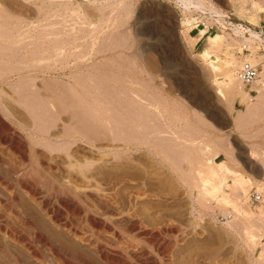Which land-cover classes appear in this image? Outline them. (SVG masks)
<instances>
[{
    "label": "rangeland",
    "instance_id": "rangeland-1",
    "mask_svg": "<svg viewBox=\"0 0 264 264\" xmlns=\"http://www.w3.org/2000/svg\"><path fill=\"white\" fill-rule=\"evenodd\" d=\"M253 2L259 3L258 5L263 6V9H255ZM212 3L218 12L228 16L235 24H242L244 27L259 31V29H254L251 26H258L259 21L264 20V0H212ZM188 16L180 8H177L173 0H0V67L4 65L6 72L9 70V73L4 71V67H1L0 70L1 72L3 69V76L0 78V90H3L4 94H14V89L16 91V87L21 86L23 81L28 82L23 83V87L25 85L31 87L34 84L35 87L32 85L30 88L32 92H35L39 86L37 91L39 89L44 94L45 88H49L47 81L49 78L45 72H42L44 75L37 74L39 77L34 80L35 83L31 80L27 81L25 78H21L22 82L21 79L17 81L18 78H15L16 70L25 71L27 67L29 68L27 65L32 64L31 67L40 64L43 66L44 63L45 65L52 63L51 61L54 59L58 60L59 63L65 59L79 63L80 61L84 62V59L85 61L89 59L88 63L94 65H90L91 69L95 71L92 72L91 70L90 79L94 76L93 80L96 86L91 88H95V91L104 72L102 80L104 85L100 88L104 89H101L102 93L107 96V100L104 98V101H106V110L109 112L105 114L107 115V117L105 116V128L107 130L104 128V134L109 137L106 138L111 140V137H114V144L119 146H124L130 141L140 144L150 143L156 147V151L163 152L162 154L168 157L167 160L170 162V165L167 164L166 167L159 164H147L142 162L143 160L140 161L142 164L139 160L131 164L116 154L118 150L109 151L106 148L102 153L96 148L95 150L90 148V155L93 158H107V160L103 158L104 162L100 164L101 166L93 163L89 166L90 172L94 174L102 172L100 174L105 177L103 183L105 182L106 186L103 185L107 188L104 192L106 193L105 200L102 198L103 203H99V201L88 196L83 201L76 200L73 201L74 203L65 206L56 190L51 189L54 192L48 191L49 194L46 190L40 189V194L43 195H39V197L41 196L40 199L49 195L45 196L48 200L44 197L46 200L42 202L43 206L47 202L46 210L51 208L50 211H54L51 200H53V194L56 195V206L57 209L60 206L58 211L59 214L62 213L59 221L69 224L71 228L74 227L76 232L85 234L92 243L97 241L96 244L102 245V249L109 258V261H107L108 259L104 260L98 252L91 249V246L88 247L87 244L81 243L83 248L78 244L72 246L71 249L75 247L74 252L71 251L72 254L64 256L71 264H78L80 259H83L85 264H144L147 261L156 264H264V221L258 218V211H264V173L260 170V166H264V110H262L264 107V82L260 89V92L263 93H261L263 98L259 100L262 105L260 115L254 121H252L253 118H250L252 120L248 122L246 121L248 116L245 117L246 112L244 111L247 102L242 101L240 97L239 99L229 95L230 93L223 81L225 74L234 76L239 83V86L235 85L237 91L249 93L251 103L258 102L255 91L251 89V84L244 87L237 78V71L244 62H248L252 66H258L259 73L262 68L260 62L264 61V48L255 46L250 49H243L239 44L240 42L236 41L237 39L232 41L228 38L225 42L220 43L222 45L214 48L215 50L210 49L208 52H204L208 47L205 41L206 37L222 36L225 31L218 23L201 21V17L195 14H191L189 17L196 18L197 21H191L192 24H187L186 18ZM195 22L206 26L217 24L219 29L210 30L204 36L199 37L198 31L203 30V28L199 27L194 30ZM65 43L72 47L69 46L68 49ZM52 44H54L53 47H51ZM55 47L58 50L60 47L63 49L67 47L65 50L69 52L65 51V55L64 50L60 48L59 52L61 53H58L57 50L55 54ZM73 48L75 51L78 50V55L74 50L71 51ZM31 50H35L34 53ZM47 50H49V54ZM44 51L46 52L44 53ZM40 52L41 54H38ZM82 52L83 55H81ZM51 53L59 57L56 59ZM74 55L83 58L77 57L80 59L77 61L78 59ZM30 56L35 58L29 59ZM85 56H88V59ZM41 58L42 64L38 61ZM32 60L36 64L35 62L32 63ZM24 63H27L26 66ZM95 66H100L99 70ZM8 67L10 69L7 70ZM14 70L15 73H12ZM99 72L102 73L101 77H99ZM0 74L2 75V73ZM55 74L52 76L61 75L62 72L58 70ZM7 75H10V80L7 79ZM97 77L100 79L98 80ZM42 82L46 85L45 88H43ZM105 85L106 87H103ZM40 88H43V91ZM94 90L92 92H95ZM46 103L44 104L46 105ZM38 104L45 106L43 99ZM40 105L38 106L40 107ZM42 106L40 107L42 111L38 108L40 112L37 108L33 110L34 112L30 109L33 115L31 112L30 114L26 113H29L28 109L24 111L22 107L18 108H21L28 117L31 116L32 118L33 116L34 118L39 115L49 122V119L46 118H49L50 115L44 116L50 113V105L47 109ZM1 113L0 120L16 135V140L13 147L11 146L12 148L6 146L7 144L5 145L4 142H0V177L11 179L8 168L12 166L14 168V165L15 169L19 170L27 167V165L31 167L33 164L36 166L34 168L38 170L36 173H38L37 178H41L38 180L40 182L45 180L43 177L49 172V169L46 171L47 173L45 172V167L54 166L61 168L60 170L63 169L64 166H61L64 160L59 157L64 156V152L68 151H65L67 142L64 146H62L63 141H46L45 143V140H38V142L28 135L29 132H33L32 129L35 130L40 127H34L33 123L29 126L31 118H29V124L20 121L22 124L14 125L7 116L5 117ZM108 115H111L112 119ZM241 116H243L246 124L241 125L244 121H241L243 119L240 118L241 126H239L240 121L237 119ZM24 124L27 125V128ZM20 125H24L23 128ZM47 126L44 125V127ZM29 127L31 131H29ZM90 130L91 139L98 137V135L92 136L95 133L93 130L96 131L94 127H91ZM116 131L119 136L116 135ZM30 139H33L32 142ZM21 140L23 143L25 142L24 146L27 148L20 145L22 144ZM33 143V148L37 151L27 153L29 152L28 147L32 146ZM27 144L29 145L27 146ZM58 146H62L59 148L60 150ZM55 147L60 152L56 151ZM67 147L70 148L69 144ZM24 149L26 150L24 151ZM126 149H121V152L124 151L122 155H137L132 148H128L127 151ZM42 153H50L51 157L55 155L56 159L53 157L52 161L48 160ZM249 154L252 155L253 160L249 158ZM169 155L173 158H170ZM181 156L185 159L184 162ZM179 159L180 162L182 161V165L179 163L180 169L178 170L176 166L178 163L175 164L174 161H179ZM38 160L43 164H38ZM60 161L61 164L58 163ZM208 161L212 162L215 171H218L219 174V177L214 178L212 183L218 185L220 179H224L225 185L222 190L225 196L233 202L243 205L255 216L257 215L256 219L255 217L252 219L253 223L251 220L242 223L231 220L233 224L238 225L232 224L231 227L233 226L234 229L229 226V230L224 219L227 213L232 212V210L213 198H205L201 195L200 175H208ZM56 162L57 164H55ZM172 164L175 166L173 167ZM220 165L240 173L249 180L248 183L241 188L234 182L232 175L218 170L217 167ZM5 167H8L7 171ZM182 167L184 169H181ZM174 169H177L179 173ZM39 171L41 175L45 176L42 175V177ZM114 176L123 181L114 180ZM179 176H182L181 181H179ZM110 178L113 180L111 181ZM52 184L54 187L56 182H52ZM16 189L19 201L17 206L13 207L14 212L27 218L30 222L33 221L32 223L47 237H52L55 234L61 236L62 239L64 236L66 238L65 230L62 231L57 228L58 232L50 223L48 216H44L45 206L41 209L35 203L27 200L28 198L23 192L19 191L18 188ZM1 190L2 188H0L2 194L3 191ZM44 191L46 192L45 195ZM240 193H245V195ZM251 194H258L261 198L263 197V200L261 199L263 203L261 200L259 203H252L249 199ZM127 204L131 206V211L135 217L131 218L122 213L116 222V218L107 215L106 209L104 211L101 209L102 206L111 205L121 211ZM65 210L70 211V214ZM93 210L97 213L94 214ZM88 212L94 216L95 221L85 220L84 214ZM104 212L105 216H102ZM9 213L7 208L0 207V228L3 227L1 229L5 230L6 224H10L14 228H18L25 237L28 234L26 239H31L32 235L29 234L31 230L25 229ZM97 214L101 215L97 216ZM6 221L9 223H5ZM247 227L248 230H246ZM247 232L252 233L251 235L254 237L256 236L255 243L249 239ZM0 234V264H10V254L21 255L24 258L23 261L26 260L25 264H35L22 245L6 239L1 232ZM164 245L169 250L162 256L158 250L161 246L165 248ZM45 256H47V262L56 264L55 261L52 262L53 260L47 252ZM142 261L145 262L142 263Z\"/></svg>",
    "mask_w": 264,
    "mask_h": 264
},
{
    "label": "bare ground",
    "instance_id": "bare-ground-1",
    "mask_svg": "<svg viewBox=\"0 0 264 264\" xmlns=\"http://www.w3.org/2000/svg\"><path fill=\"white\" fill-rule=\"evenodd\" d=\"M177 6V8H180L181 11H183L184 14L186 15H189L191 16V14H195V15H199V17H201V21L204 20L205 21H210V22H216L218 23L223 31V35L222 36H208L206 37V42H207V48L204 50V52H208V50L210 49H214V48H217L219 45H222L220 43L222 42H225L228 38L230 40H234L237 39L236 41H238L239 44H241L242 48L243 49H250V48H253L255 46H259V47H263L264 48V33L262 31H255L253 29H251L250 27H244L242 26V24H235L233 21H231V19L218 12L216 10V8L214 7L213 3H212V0H173ZM259 3L256 4V2H253V6L256 8H259L260 10L263 9L260 5H258ZM264 5V4H263ZM259 10V11H260ZM264 11V10H263ZM187 17L186 18V23L187 24H190L191 21H197L196 18H190V17ZM200 21V20H199ZM193 23V22H192ZM191 23V24H192ZM196 24V22L194 23ZM192 27V26H191ZM195 30V28H194ZM197 32V31H196ZM205 33V30H200V32L198 33L199 34V37H201L203 34ZM54 44H52L51 47H53ZM59 45V44H58ZM56 45V46H58ZM66 45V43H65ZM76 45V44H75ZM60 46V45H59ZM64 46V45H63ZM67 46V45H66ZM71 46V45H69ZM69 46L68 49H69ZM77 46V45H76ZM65 47V46H64ZM66 47V48H67ZM72 47V46H71ZM43 48V47H42ZM47 48H49V46L47 45ZM61 49H63L62 47H60ZM59 48V50H60ZM65 48V49H66ZM79 48V47H77ZM76 48V50H77ZM33 49V48H32ZM40 49V48H39ZM56 50H54L55 54L57 53V47H55ZM64 50V54H65V51L67 52L68 50ZM83 49H85L83 47ZM36 50V48H35ZM33 50V51H35ZM53 50V48H52ZM58 50V53H61L59 52ZM75 53H77L76 55H78V50L75 51V49L73 48L71 51H73ZM81 50V49H80ZM79 50V51H80ZM215 50V49H214ZM32 51V50H31ZM32 51V52H33ZM38 51V50H37ZM36 51V53H37ZM48 51V54H49V50ZM62 51V50H61ZM71 51H70V55H71ZM82 51V50H81ZM85 51V50H84ZM43 52V51H42ZM46 51H44L45 53ZM51 52V51H50ZM69 52V51H68ZM67 52V53H68ZM86 52V51H85ZM88 52V51H87ZM31 53V52H29ZM34 53V52H33ZM32 53V54H33ZM74 53V54H75ZM89 53V52H88ZM38 54H41L38 53ZM43 54V53H42ZM52 54V53H51ZM62 54V55H64ZM84 53L82 52L81 55H83ZM46 55V54H45ZM53 56L56 57V55H54V53L52 54ZM61 55V56H62ZM66 55V54H65ZM64 55V56H65ZM86 55V54H85ZM88 55V54H87ZM32 56V55H31ZM31 56L29 57V59L31 58ZM37 56V55H36ZM40 56V55H39ZM51 56V55H50ZM69 56V55H68ZM67 56V58H68ZM75 56V55H74ZM45 57V56H44ZM49 57V56H47ZM54 57V58H55ZM59 56L56 57V59L58 58ZM66 57V56H65ZM76 59H78L79 57L81 58L82 56H75ZM78 57V58H77ZM86 58L88 56H85ZM32 58H35L34 56ZM31 58V59H32ZM38 58V57H37ZM53 58V57H52ZM51 58V60H53ZM62 57H60L61 59ZM73 58V57H72ZM83 58V57H82ZM263 58V57H262ZM25 59V58H24ZM50 59V57H49ZM63 59V58H62ZM65 59V58H64ZM88 59V58H87ZM86 59V60H87ZM28 60V59H27ZM26 60V61H27ZM35 60V59H34ZM41 60L42 58L38 61H40L41 63ZM50 60V61H51ZM71 59H65L64 61L60 62L58 60H53L51 61L52 63L50 64H46L44 63L43 66H40L39 65H33L30 67V65H27L29 66V68L27 67V70L23 71L22 72H19L20 70H16V76L15 78H18V80H20L21 78H25L27 79V81L31 80L35 83V79H38V75L42 72H45L47 73V78L48 80V86L49 88H45L46 85H44V83L42 82V85L43 88H45L44 90V94L41 93V91H37V87L36 88V91L35 92H32V89H30L34 84L31 85V87H28L24 84L28 83L26 81H23L22 82V79H21V86H17L16 88V91L14 89V94H7V93H3V90L1 91L0 90V112H2L1 114H4L5 117L7 116L9 118V120H11L12 123L15 124H22L20 123V121H23L24 123L26 122L27 124H29V118L28 115L24 114V112L21 110V108H18V107H22L24 111H27V109L29 110V113L26 112L27 114H30V109H32V111L37 108L38 104L42 99H43V104L44 103H48L50 105V108L48 107L49 105L46 103V106H42V104L40 105V107H44L45 109L49 108V112L50 113H47L44 117H48L50 115L49 118H46V119H49L47 122V120H45L44 118L36 116L33 118L32 116V120L33 122L30 121V125L31 126V123H33V125H35L34 127H38L40 126L39 128L37 129H32L33 132H27L29 137L33 138L34 140H45V143L46 141H63V145L67 142L70 146V148L67 147V143H66V148H65V151H67L66 153L64 152V156L62 157H59V158H62L64 160V162L62 163L63 165L61 167H63L62 170H60L61 168L59 167H54V166H49V168L45 167L46 170L45 172L48 170L49 172L47 173V175H43L45 177H43L41 174H40V171H39V174L45 178V180L43 179L41 182L38 181L40 180L41 178L39 177V179L37 178L38 176V173H36L38 170L34 167L36 166H28L25 167V168H22V169H15V165H14V168L12 167H7L8 168V174H11V176H9L11 179H7L6 177H0V188H2L1 191L2 194L0 195V207H4V208H7L9 210V214H12L14 216V218L25 228V229H29L31 230V239H26V237L28 236V234L26 235V237L23 235V233L20 232V230H18V228H14L13 226H11L10 224H6V227L5 230H2L1 227L0 228V232L2 233L3 236L6 237V239L8 238V240L10 241H13V242H16L20 245H22V247L27 251V254L30 256V259L35 263V264H50L49 262H47L48 260H46L47 256H45L46 252L47 254L51 257V259L53 260L52 262H56V264H71V262H69L64 256L67 254H70L71 251L74 252V249L75 247H73L74 249H71L72 246H75V245H79L81 246V243H85L89 246H91V249H94L96 252H98L101 257L104 259V260H107L109 261V258H108V255L106 254V252L102 249V245H98L96 243H92L90 239H88L89 237H87L85 234L83 233H79V232H76L74 230V227L71 228V226H69V224H66L64 222H60L59 220V217H60V213L59 214V207L57 209V206H56V195L54 196L53 194V201L51 203V205L53 204L52 208H54V211H50L49 210H46L47 207V202L45 206V209H44V216H48L49 218V221L50 223L53 225V227H55L56 229H61L62 231L65 230V233H67L66 235V238L64 236V239L61 238V236H57V235H53L52 237L49 236L47 237L46 234H42L40 231H39V228H37L32 222H30L27 218H24V217H21L20 215H18L16 212H14V208L15 206H17L18 204V196H17V192H16V188L19 189V191L23 192L25 194V196L28 198L27 200H30V202L32 203H35V205H37L38 207H40L41 209L44 207L42 205V202L45 201L47 198V196L49 195H45L46 192L48 191H52V190H56L57 193L61 196L60 200L62 201L63 204H70L72 203L73 201L75 202L76 200H82L85 198V197H88L90 196L91 198H93L94 200H97L99 201V203H103L106 198L104 192H106V189L107 187L105 182L103 183V180L105 177H103L102 172H100L99 174H94L92 172H90L91 170H89V166L90 164H97L99 166H101L100 164H102V162H104V159L107 160V158H104V157H101V158H93L91 155H90V148H95L99 151V152H102L104 153V150H109V151H117V155L127 161V162H130L131 164L132 163H135L139 160V162L141 160H143L142 162L144 163H147V164H159L161 165L162 167H166L167 164H169L170 162L167 160L168 157H166L165 155H163L162 153H160V151H156V147L154 145H151L150 143H145V144H140V143H135V142H129V143H125L124 146H119V145H115L114 143V137H111L112 139L111 140H108V135L107 134H104V128L106 126V120H105V116L107 117L106 112H108L105 107V103L106 101H104L105 99L107 100V96L104 94L103 95V91L101 89L103 88H100L102 85H104L103 83V77H104V72H103V77L101 78L102 80H99L100 78L97 77V79L103 83L101 84L100 82L97 83V87H96V91L91 88V87H94L95 85V82L93 80L94 76L91 77L90 79V75L91 74V70L92 72H95L94 69H91V66L90 65H93L92 64H89L88 60L85 61L84 59V62H81L80 59H78L77 61H80L79 62H72L70 61ZM73 60V59H72ZM82 60V59H81ZM91 60V59H90ZM30 61V60H29ZM28 61V63H29ZM33 61V60H32ZM31 61V62H32ZM37 61V60H36ZM46 61V60H44ZM58 61V62H57ZM4 62V61H3ZM21 62V61H20ZM25 62V61H24ZM30 62V63H31ZM35 61H33L32 63H34ZM43 62V61H42ZM59 63V64H58ZM91 63V62H90ZM103 63V62H101ZM21 64V63H20ZM27 64V63H24V65ZM36 64V62H35ZM38 64V62H37ZM42 64V63H41ZM105 64V63H104ZM101 65V64H100ZM260 65H261V71L257 74V77L256 79L251 83V89L253 91H255L256 93V96H257V100L258 102H254V103H251V98H250V95L249 93L247 92H243V91H237L238 89L235 87V85L239 86V83L238 81H236L237 79H235L234 76H231V75H228V74H225L223 75V78H224V82H225V85L227 87V91L230 93L229 95H232L233 97H237V98H241L242 101H246L247 102V105H245L246 107V110H244L245 112V117H247V120L245 118L246 121H250L252 119L250 118H253L252 121H254L257 117H259L260 115V111L262 109V105L261 103H259V100L262 99L263 97V93L260 92V89L261 87L263 86V82H264V61L262 60L260 62ZM5 66H7V64H5ZM22 66V65H21ZM19 66V67H21ZM26 66V65H25ZM23 66V67H25ZM94 66V65H93ZM92 66V67H93ZM1 67H4L1 66ZM1 67H0V70H1ZM97 67V66H95ZM94 67V68H95ZM100 66L97 67V70H99ZM16 68V67H15ZM14 68V69H15ZM102 68V66H101ZM100 68V69H101ZM105 68V67H104ZM10 69L9 67L7 68V70ZM23 69V68H22ZM96 69V68H95ZM60 70L62 72L61 75L57 74V76H55L56 72ZM96 70V71H97ZM103 70V69H102ZM215 70V69H214ZM3 71V69H2ZM0 72L2 73V75L0 74V78L3 76V72ZM4 71L6 72V69L4 67ZM101 71V70H100ZM4 72V74H5ZM6 73H9V70L8 72ZM12 73H15V70L14 72ZM39 73V74H38ZM98 73V72H97ZM96 73V74H97ZM38 74V75H37ZM52 74H55L52 76ZM44 75V74H42ZM99 77L102 76V73L99 72ZM8 76V75H7ZM56 78H55V77ZM5 77V75H4ZM42 77V76H41ZM10 78V75L7 77V79ZM14 78V77H13ZM53 80H51V79ZM96 78V77H95ZM238 78V77H237ZM3 79V78H2ZM6 79V78H5ZM55 79V80H54ZM10 80V79H9ZM50 80V81H49ZM2 81V80H1ZM8 81V80H7ZM30 81V82H31ZM38 81V80H37ZM97 81V80H96ZM3 82H4V79H3ZM10 82V81H9ZM26 82V83H25ZM29 82V83H30ZM32 82V83H33ZM92 82V83H90ZM24 83V84H23ZM41 83V82H40ZM223 84V82H221ZM1 84V83H0ZM19 84V83H18ZM92 84V85H91ZM101 84V85H99ZM7 85V84H5ZM23 85V86H22ZM29 85V84H28ZM36 85V84H35ZM9 86V85H8ZM47 86V87H48ZM96 86V85H95ZM3 87V86H2ZM103 87H106L103 86ZM42 88V89H43ZM4 89V88H3ZM40 88V90H42ZM94 90L95 92H92V90ZM31 90V91H30ZM104 90V89H103ZM43 91V90H42ZM6 92H7V89H6ZM262 93V94H261ZM105 96V97H103ZM43 97V98H42ZM105 98V99H104ZM236 98V99H237ZM239 98V99H240ZM45 99V100H44ZM110 104V103H109ZM261 107H260V105ZM108 105V104H107ZM113 105V104H112ZM116 105V104H115ZM27 106V107H26ZM117 106V105H116ZM243 106V105H242ZM29 107V108H28ZM32 107V108H30ZM38 106V108L41 110ZM37 108V110H38ZM116 108V107H114ZM243 108V107H242ZM43 109V108H42ZM36 110V109H35ZM40 110H38L40 112ZM44 110V109H43ZM108 110H111V109H108ZM264 110V107L263 109ZM37 111V112H38ZM42 111V110H41ZM45 111V110H44ZM48 111V110H47ZM118 111V109H117ZM243 111V110H242ZM34 112V111H33ZM38 112V113H39ZM36 113V112H35ZM109 113V112H108ZM112 113V112H111ZM110 113V114H111ZM263 113V112H262ZM31 114L33 115V113L31 112ZM37 114V113H36ZM40 114V113H39ZM49 114V115H48ZM113 114H116V113H113ZM248 114V115H247ZM35 115V114H34ZM42 115V114H41ZM262 115V114H261ZM109 116V115H108ZM115 116V115H114ZM111 118V115L109 116ZM255 117V118H254ZM118 118V117H117ZM242 118L243 119V116L239 117L237 120L240 121ZM263 118V116H262ZM44 121H43V120ZM51 119V120H50ZM112 119V118H111ZM235 119V121H237ZM240 119V120H239ZM249 119V120H248ZM259 119V118H258ZM117 120V119H116ZM261 120V119H260ZM115 121V120H114ZM237 121V122H238ZM241 121H244L241 120ZM241 121L238 123L239 126H241L242 124H246L244 121L243 123H241ZM262 121V120H261ZM51 122V123H50ZM110 122V121H109ZM108 122V123H109ZM113 122V121H111ZM247 122V123H248ZM47 123V124H46ZM241 123V125H240ZM25 127L27 126L26 124H24ZM24 125H20L22 126L21 128H23ZM44 125H48L47 127H44ZM110 125V123H109ZM50 126V127H49ZM238 126V125H237ZM19 127V126H18ZM91 127H94L96 129L93 130L95 133L94 135L92 134V136H97L96 138L94 139H91V137L89 136V134L91 135V133H89L91 130ZM108 127V126H107ZM116 127V126H115ZM114 127V128H115ZM27 128V127H26ZM25 128V129H26ZM30 128V127H29ZM106 129V128H105ZM23 130V129H22ZM28 130V129H27ZM90 130V131H89ZM107 130V129H106ZM109 130V129H108ZM111 130V129H110ZM117 130V129H115ZM114 130V131H115ZM31 131V128L30 130ZM113 131V129H112ZM108 132V131H107ZM26 133V134H27ZM93 133V132H92ZM107 135V136H105ZM115 135V134H114ZM116 135L117 134V131H116ZM119 136V135H118ZM117 136V137H118ZM16 135L13 134L11 132V130L0 120V142L3 143L8 146V147H13V143H15V140H16ZM18 137V136H17ZM108 137V138H106ZM116 137V136H115ZM20 139V138H19ZM33 139H30L31 142ZM23 140V139H22ZM21 140V142H22ZM29 140V141H30ZM117 141L120 142V140L116 139ZM18 141V140H17ZM37 141H36V144H37ZM127 141V140H126ZM19 142V143H21ZM34 142V141H33ZM39 142V141H38ZM124 142V141H123ZM158 142V141H157ZM161 142V141H160ZM30 143V142H29ZM54 143V142H53ZM181 143V142H180ZM25 142L22 144H20L21 146L23 145L24 146ZM48 144V143H47ZM59 144V143H57ZM153 144V143H152ZM159 144V142H158ZM178 144V143H177ZM4 145V146H5ZM19 145V144H18ZM29 144H27L28 146ZM33 145L34 143L32 144V146L30 145L28 147V150L29 152L27 153H30L33 151H37L36 149L34 150L33 148ZM53 145V144H52ZM51 145V146H52ZM55 145V143H54ZM53 145V147H54ZM161 145V144H160ZM159 145V147H160ZM171 145V144H170ZM181 145V144H180ZM3 146V145H2ZM17 146V144H16ZM19 146V147H21ZM49 146V144H48ZM56 146V145H55ZM62 146H58V149L61 148ZM73 149H72V147ZM157 146V145H156ZM167 146V144H166ZM11 147V148H12ZM26 147V146H24ZM35 147V146H34ZM3 148V147H2ZM5 148V147H4ZM10 148V150H11ZM22 148V147H21ZM20 148V149H21ZM27 148V147H26ZM122 148H132V150L135 151L136 154H128L127 156L125 155H122V153L124 152H121V149ZM162 148V146H161ZM160 148V149H161ZM173 148V147H171ZM194 149V147H192ZM6 149V148H5ZM126 149V151H127ZM167 149V147H166ZM165 149V150H166ZM170 149V148H169ZM179 149V148H178ZM181 149V148H180ZM209 149V148H208ZM7 150V149H6ZM14 150V148H13ZM22 150V149H21ZM26 149H24L25 151ZM27 150V151H28ZM55 150H56V147H55ZM60 150V149H59ZM64 150V148H63ZM129 150V149H128ZM131 150V149H130ZM172 150V149H171ZM174 150V149H173ZM22 151V152H24ZM58 151V150H56ZM167 151V150H166ZM182 151V150H181ZM18 152V151H17ZM16 152V153H17ZM38 152H41V151H38ZM43 152V151H42ZM51 152V151H50ZM60 152V151H58ZM93 152V151H92ZM177 152V151H176ZM179 152V151H178ZM177 152V153H178ZM20 153V152H18ZM37 153V152H36ZM100 153V154H102ZM128 153V152H127ZM131 153V151H130ZM134 153V152H132ZM169 153V152H168ZM175 153V154H177ZM181 153V152H179ZM183 153V152H182ZM13 154V153H12ZM35 154V152H34ZM44 154V156L46 158H48V160H53L51 157L52 155H50V153L48 154H45V153H42ZM63 154V153H62ZM107 154V153H106ZM166 154V153H165ZM20 155V154H19ZM22 155V154H21ZM36 155V154H35ZM78 155V156H77ZM182 155V154H181ZM250 155V159L253 160V157H251L252 155ZM10 156V155H9ZM32 156V155H31ZM41 156V155H40ZM94 156V155H93ZM168 156V155H167ZM170 156V155H169ZM178 156H180L178 154ZM184 157V155H182ZM181 156V158L183 159V157ZM16 157V156H15ZM26 157V156H25ZM57 157V156H56ZM172 156H170L171 158ZM177 157V156H176ZM31 158V157H30ZM44 158V157H43ZM55 158V157H54ZM104 158V159H103ZM114 158V157H113ZM173 158V157H172ZM180 158V157H179ZM180 158V159H181ZM193 158V157H192ZM21 158H19L20 160ZM45 159V158H44ZM56 159V158H55ZM117 159V158H116ZM180 159L179 161H174L176 166L178 167L177 169L179 170L180 166L179 163L180 162ZM197 159V158H196ZM18 160V158H17ZM22 160V159H21ZM24 160V159H23ZM29 160V159H28ZM37 160V159H36ZM35 160V161H36ZM47 160V161H48ZM62 160V161H63ZM122 160V161H123ZM170 160V159H169ZM173 160V159H172ZM185 159H183V162H184ZM38 164H43L40 162V160H38ZM45 161V160H44ZM168 161V163H167ZM171 161V160H170ZM194 161V160H193ZM202 161V160H201ZM211 161V160H210ZM208 161L207 165L209 166V171H208V175L206 176H202L200 175V188H201V195L204 196L205 198H210V199H215L217 200L218 202H220L221 204H223L225 207H228L232 210V212H229L227 213V215L225 216V221L227 222V227L232 229L233 226L231 227V225L233 224V222L235 221H238V222H248L251 220L252 222V219H255L257 218L255 216V214L253 212H250L247 208L245 209L243 207V205H240L238 203H235L233 202L232 200H230L229 198H227L223 192V187L225 185V182H224V179H220V182L218 185H214L212 183V181L214 180V178L216 177H219L218 175V171L216 172L215 169H214V165L211 164L212 162ZM4 162V161H3ZM13 162V161H12ZM30 162V161H29ZM37 162V161H36ZM55 162V161H53ZM204 163L206 162L205 160L203 161ZM22 163V162H21ZM20 163V164H21ZM49 163V161H48ZM47 163V164H48ZM59 164H61V161L58 162ZM124 163V162H123ZM141 163V162H140ZM191 165H192V161L190 162ZM199 163V161H198ZM51 164V163H50ZM57 164V162L55 163ZM142 164V163H141ZM24 165H26L24 163ZM36 165V164H35ZM52 165V164H51ZM54 165V163H53ZM129 165V164H128ZM170 165V164H169ZM173 165V164H172ZM171 165V166H172ZM182 165V163H181ZM7 166V165H6ZM21 166V165H20ZM41 166V165H40ZM138 166V165H137ZM154 166V165H153ZM160 166V167H161ZM175 165H173L174 167ZM195 166V165H194ZM17 167V166H16ZM197 167V166H196ZM6 168V167H5ZM7 168H6V171H7ZM21 168V167H20ZM39 168V167H37ZM59 168V169H58ZM94 168V166H93ZM96 168V167H95ZM98 168V167H97ZM96 168V169H97ZM194 168V167H193ZM198 168V167H197ZM218 170L220 171H223L225 172L226 174H230L233 176V179H234V182L239 185L241 188L244 187L245 184L248 183L249 180H247L246 178H244L240 173H237V172H233L231 169L229 168H225V167H221L218 166L217 167ZM177 169H174L177 173H179L177 171ZM181 169H184L183 167ZM37 170V171H36ZM43 170V169H42ZM57 170V172H56ZM172 170V171H174ZM203 170V169H202ZM260 170L262 171V173H264V166L261 167L260 166ZM182 171V170H180ZM42 173V171H41ZM45 173V174H46ZM98 173V172H97ZM105 174V173H104ZM110 175V174H108ZM180 175V174H179ZM264 175V174H263ZM106 176V175H105ZM124 176V175H123ZM8 177V176H7ZM8 177V178H9ZM47 177V178H46ZM117 177V176H116ZM115 176L113 178H115L114 180H117L119 182L123 181V180H120L118 179V177L116 178ZM182 177V176H181ZM179 176V181L182 180ZM123 178V177H122ZM131 178V177H130ZM124 179V178H123ZM128 179V178H127ZM132 179V178H131ZM111 180V178H110ZM109 180V181H110ZM113 180V179H112ZM111 180V181H112ZM184 180V179H183ZM44 181V182H43ZM46 181V182H45ZM106 181V180H105ZM115 181V182H117ZM127 181V180H126ZM40 182V183H39ZM43 182V183H42ZM52 182H56V185H54L53 187V184ZM114 182V181H113ZM129 182V181H128ZM183 182V181H182ZM51 183V184H50ZM107 183V182H106ZM110 183V182H109ZM105 186H104V185ZM51 186V187H50ZM108 186V185H107ZM118 186V185H117ZM261 186V185H260ZM258 188V187H257ZM43 189V190H46V192L44 191V200L43 198L40 199L41 195L40 194V191ZM52 189V190H51ZM259 189V188H258ZM262 189V188H261ZM260 189V190H261ZM42 190V191H43ZM243 190V189H242ZM18 191V192H19ZM139 191V190H138ZM54 192V191H52ZM110 192V191H109ZM20 193V192H19ZM49 193V192H48ZM56 193V194H57ZM22 194V193H21ZM50 194V193H49ZM52 194V193H51ZM109 194V193H108ZM241 195H245V193H240ZM39 195H41L39 197ZM141 195V194H140ZM145 195V194H144ZM143 195V196H144ZM22 196V195H20ZM109 196V195H108ZM107 196V197H108ZM240 196V195H239ZM263 196V194H262ZM52 197V195H51ZM50 197V198H51ZM105 197V198H104ZM130 197V196H129ZM241 197V196H240ZM264 197V196H263ZM263 197L261 198L263 200ZM24 198V197H23ZM49 198V197H48ZM49 198V199H50ZM57 198V197H56ZM103 198V200H102ZM112 198V197H111ZM25 199V198H24ZM130 199V198H129ZM260 199V200H261ZM26 200V202H27ZM48 200V199H47ZM202 200V199H201ZM261 200V202L263 203V201ZM25 201V200H24ZM111 201V200H109ZM114 201V199H113ZM73 202V203H74ZM242 203V202H241ZM21 204V203H20ZM111 204V203H110ZM114 204V203H113ZM76 205V203H75ZM33 206V205H32ZM36 206V207H37ZM80 206V205H79ZM37 207V208H38ZM108 207V208H107ZM102 206L101 209H103V211L106 209L107 210V215H109V217L111 218H116L115 219V222L118 221L117 218H120L121 214L122 213H125L127 214V216L133 218L135 216H133V212L131 211V206L129 204H127L121 211L117 210L116 208L112 207L111 205L110 206ZM66 208V207H65ZM81 208V207H80ZM209 208V207H208ZM259 208V207H257ZM262 208V207H261ZM62 209V208H61ZM39 210V209H38ZM85 210V209H83ZM90 210V208H89ZM7 211V210H6ZM66 211V210H65ZM94 211V210H93ZM101 211V210H100ZM41 212V211H40ZM66 212H69L68 214H70V211H66ZM72 212V211H71ZM74 212V211H73ZM86 212V210L84 211ZM92 212V211H91ZM96 211H94V214H95ZM102 212V211H101ZM256 212V210H255ZM264 211L260 210L258 211V218L259 220H263L264 221ZM77 213V212H76ZM97 213V212H96ZM67 214V213H66ZM84 214V213H83ZM22 215V214H21ZM72 215V214H71ZM71 215H69L71 217ZM82 215V214H81ZM100 216L101 214H97V216ZM28 216V215H26ZM68 216V215H67ZM75 216V215H74ZM102 216H105V212ZM101 216V217H102ZM79 217V216H78ZM81 217V216H80ZM94 216H92L91 213H85L84 214V218L85 220H94L93 218ZM126 217V216H124ZM83 218V217H82ZM100 218V217H99ZM108 218V217H107ZM106 218V219H107ZM123 218V217H122ZM13 219V218H12ZM74 219V218H73ZM79 219V218H78ZM96 219V218H95ZM104 219V218H103ZM125 219V218H123ZM234 219V220H233ZM7 220V219H6ZM10 220V219H9ZM62 220V219H61ZM80 220V219H79ZM84 220V221H85ZM109 220V219H108ZM114 220V219H113ZM112 220V221H113ZM133 220V219H131ZM135 220V219H134ZM233 222H232V221ZM12 221V220H11ZM64 221V219H63ZM68 221V220H66ZM82 221V220H81ZM95 221V220H94ZM99 221V220H98ZM258 221V220H257ZM9 223V221H6L5 223ZM71 222V221H70ZM69 222V223H70ZM87 222V221H85ZM100 222V221H99ZM106 222V221H105ZM111 222V221H110ZM232 222V223H231ZM262 222V221H261ZM11 223V222H10ZM77 223V222H76ZM102 223V221H101ZM100 223V224H101ZM114 223V222H113ZM118 223V222H117ZM253 223V222H252ZM257 223V222H256ZM260 223V221H259ZM263 223V222H262ZM12 224V223H11ZM50 224V225H51ZM75 224V223H74ZM84 224V223H83ZM104 224V223H103ZM245 224V223H244ZM255 224V222H254ZM49 225V226H50ZM77 225V224H76ZM85 225V224H84ZM111 225V224H110ZM233 225H238V224H233ZM247 225V224H246ZM259 225V224H258ZM261 225V224H260ZM264 225V224H263ZM241 226V225H240ZM262 226V225H261ZM18 227V226H17ZM76 227V226H75ZM77 228V227H76ZM84 228V227H83ZM103 228V226H102ZM229 228V230H230ZM246 228V227H245ZM244 228V230H245ZM57 229V230H58ZM234 229V228H233ZM239 229V227H238ZM56 230V231H57ZM229 230H227L228 232H230ZM248 230V227L247 229ZM55 231V232H56ZM23 232V231H22ZM29 232V231H28ZM59 232V230H58ZM61 232V231H60ZM82 232V231H81ZM57 233V232H56ZM95 233V232H94ZM96 234V233H95ZM94 234V235H95ZM252 234V233H251ZM250 233L247 232V235L249 236V239L254 241L255 240V237L253 235H251ZM254 234V233H253ZM1 235V234H0ZM59 235V233H58ZM61 235V234H60ZM57 236V237H56ZM63 236V235H62ZM4 237V238H5ZM55 237V238H53ZM59 237V238H58ZM99 237V236H98ZM258 237V235H257ZM91 238V237H90ZM3 240V239H2ZM90 240V241H89ZM9 241V242H10ZM71 242V243H70ZM256 241H254L255 243ZM1 243V242H0ZM154 243V242H153ZM17 245V244H16ZM83 245V244H82ZM86 245V246H87ZM14 246V245H13ZM85 246V245H84ZM262 246V245H261ZM264 246V244H263ZM82 247V246H81ZM80 247V248H81ZM165 248H163L162 246L159 247L161 249L158 250V252H160L163 256V254L165 255V253L167 252V247L166 245H164ZM2 248V247H1ZM5 248V247H4ZM83 248V247H82ZM107 248V247H106ZM90 249V250H91ZM3 251V250H2ZM8 251V250H6ZM123 251V250H122ZM263 251H264V248H263ZM262 251V252H263ZM4 252V251H3ZM11 253V251H9ZM22 252V251H21ZM25 252V251H24ZM6 253V252H5ZM15 253V252H14ZM126 253V252H125ZM7 254V253H6ZM16 254V253H15ZM72 254V253H71ZM262 254V253H260ZM264 254V252H263ZM18 255V256H17ZM17 255H14V254H10V264H25L26 263V260L25 262L23 261L24 258L17 254ZM21 256V257H20ZM25 256V255H24ZM75 256V255H74ZM77 256V255H76ZM261 256V255H260ZM70 257V256H68ZM22 258V259H21ZM73 258V257H72ZM112 258V257H111ZM161 258V257H160ZM78 259V258H77ZM80 259V258H79ZM166 259V258H165ZM148 260V259H147ZM145 260V261H147ZM163 260V259H162ZM31 261V262H32ZM78 261V260H77ZM84 260L80 259L78 264H85V262H83ZM145 261H142V263H144ZM150 261V260H149ZM167 261V260H166ZM113 262V261H112ZM151 262V261H150ZM150 262H145L144 264H156V263H150ZM155 262V261H154ZM7 263H9L7 261ZM110 263V262H109ZM117 263V262H116ZM139 263V262H138ZM160 263V262H159ZM28 264V263H27ZM54 264V263H53ZM77 264V263H76ZM88 264V263H87Z\"/></svg>",
    "mask_w": 264,
    "mask_h": 264
},
{
    "label": "built area",
    "instance_id": "built-area-1",
    "mask_svg": "<svg viewBox=\"0 0 264 264\" xmlns=\"http://www.w3.org/2000/svg\"><path fill=\"white\" fill-rule=\"evenodd\" d=\"M195 25L196 26L194 28H199V27L201 28L202 27L205 30V33L202 36H204L210 30H213V29L218 30L219 29V26L217 24H214L212 26H206L202 23L198 24V22H197ZM199 32L200 31H198V33ZM257 74H258V66H252L248 62H244L242 64V66L239 68V70L237 71V77H238L240 83L244 87L250 86V84L256 79ZM249 199L252 203H259L261 196L258 194H251Z\"/></svg>",
    "mask_w": 264,
    "mask_h": 264
},
{
    "label": "crops",
    "instance_id": "crops-1",
    "mask_svg": "<svg viewBox=\"0 0 264 264\" xmlns=\"http://www.w3.org/2000/svg\"><path fill=\"white\" fill-rule=\"evenodd\" d=\"M254 29H259V31H262L264 33V20L259 21L258 26H251Z\"/></svg>",
    "mask_w": 264,
    "mask_h": 264
}]
</instances>
